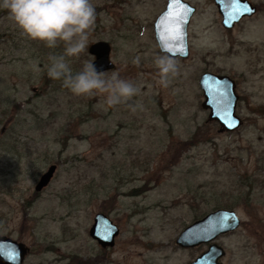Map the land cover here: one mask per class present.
<instances>
[{"label":"rangeland","instance_id":"obj_1","mask_svg":"<svg viewBox=\"0 0 264 264\" xmlns=\"http://www.w3.org/2000/svg\"><path fill=\"white\" fill-rule=\"evenodd\" d=\"M186 1L197 8L190 55L175 58L180 74L164 88L154 24L168 0H91L95 29L68 60L76 74L94 62L90 46L108 42L115 68L104 77L140 89L115 107L50 78L49 56L63 45L29 40L0 8V236L28 248L24 264H192L203 248L177 239L219 209L241 220L218 240L225 264L263 259L264 0H252L259 13L232 30L214 0ZM207 72L237 83L243 125L234 132L207 121L199 85ZM52 165L54 178L37 192ZM99 213L120 230L105 249L90 236Z\"/></svg>","mask_w":264,"mask_h":264},{"label":"water","instance_id":"obj_2","mask_svg":"<svg viewBox=\"0 0 264 264\" xmlns=\"http://www.w3.org/2000/svg\"><path fill=\"white\" fill-rule=\"evenodd\" d=\"M222 16V26L231 30L241 19L251 17L256 13V7L248 0H240L238 5H232L231 0H214ZM168 0L166 10L157 18L154 24L155 36L162 53L167 52L174 58L187 59L190 55L188 27L196 8L186 0H180L179 5L170 7ZM175 17L174 26L179 28L178 39L175 41H161V19L169 14ZM89 53L94 56V67L98 73H105L115 68L111 59L112 47L108 42H97L90 46ZM204 100L202 109L208 112V122H215L220 126V132H234L243 125V120L237 113L240 96L237 84L227 75L211 72L204 73L199 81ZM57 166L52 165L41 177L36 186L40 192L46 188L56 173ZM240 218L233 210L219 209L194 222L187 227L177 239V245L182 248H194L202 244L214 242L218 237L236 231L240 226ZM119 228L103 213L94 218L90 236L103 248L112 247L115 237L119 235ZM28 255V248L10 237L0 236V264H24ZM224 255V249L212 244L193 264H221L219 259Z\"/></svg>","mask_w":264,"mask_h":264},{"label":"clouds","instance_id":"obj_3","mask_svg":"<svg viewBox=\"0 0 264 264\" xmlns=\"http://www.w3.org/2000/svg\"><path fill=\"white\" fill-rule=\"evenodd\" d=\"M0 8L8 10L10 18L29 40L49 49L63 45L61 55L49 56L47 74L53 80H62L72 94L106 95V103L111 107L139 95L140 89L131 81L116 74L105 78L92 62H86L81 71L73 74L68 58H79L86 51L96 26L97 13L91 0H0ZM154 64L158 69V82L164 88L180 74L177 60L167 52L155 57Z\"/></svg>","mask_w":264,"mask_h":264},{"label":"snow or ice","instance_id":"obj_4","mask_svg":"<svg viewBox=\"0 0 264 264\" xmlns=\"http://www.w3.org/2000/svg\"><path fill=\"white\" fill-rule=\"evenodd\" d=\"M232 5H238L240 0H231ZM180 0H171L170 7L173 5H179ZM175 17L170 13L168 16H165L161 19L159 28L161 29V41H175L178 37L179 28L174 26L173 21Z\"/></svg>","mask_w":264,"mask_h":264},{"label":"flooded vegetation","instance_id":"obj_5","mask_svg":"<svg viewBox=\"0 0 264 264\" xmlns=\"http://www.w3.org/2000/svg\"><path fill=\"white\" fill-rule=\"evenodd\" d=\"M250 3H252L253 4V6L254 7H256V13L253 15V16H251V17H245V18H243V19H241L240 20V22L239 23H237L236 25H235V27L237 26V25H239L240 23H242L243 21H245L246 19H249V18H253L254 16H256L258 13H259V11H260V7H259V5L257 4V3H255V2H253L252 0H248ZM195 8H196V6H194ZM217 9H218V7H217ZM196 11H197V8H196ZM219 11V10H218ZM222 17V16H221ZM234 27V28H235ZM233 28V29H234ZM232 30V29H231ZM237 84V83H236ZM226 210H231V209H226ZM236 212V211H235ZM207 216V215H206ZM205 216V217H206ZM241 221V220H240ZM260 221H262V220H260ZM240 226H241V223H240ZM237 231V230H236ZM236 231H234V232H236ZM234 232H231V233H228V234H225V235H222V236H220V237H218L214 242H211V243H209V244H202V245H200V246H198V247H202L203 248V251L201 252V254L193 261V263L203 254V253H205V252H207L208 250H209V248H210V246L212 245V244H217L218 246H220L219 245V243H218V240L219 239H221V238H223L224 236H227V235H230V234H233ZM260 239H261V241H260V244H262V247L264 246V237H259ZM177 243V242H176ZM198 247H194V248H198ZM220 247H222V246H220ZM182 248V247H181ZM223 249H224V247H222ZM105 249V248H104ZM188 249H190V248H188ZM192 249V248H191ZM260 255H263V259L259 262V261H256V259H255V261H254V263H252V262H248L247 264H264V252L263 251H261V253H260ZM227 258V251L224 249V255L219 259V262L221 263V264H225V259ZM192 263V264H193Z\"/></svg>","mask_w":264,"mask_h":264}]
</instances>
